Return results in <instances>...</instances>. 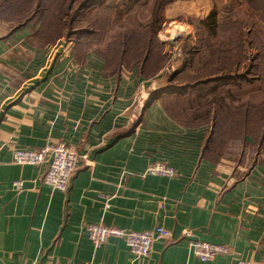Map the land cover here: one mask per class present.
Here are the masks:
<instances>
[{"label": "crops", "instance_id": "0c3cea01", "mask_svg": "<svg viewBox=\"0 0 264 264\" xmlns=\"http://www.w3.org/2000/svg\"><path fill=\"white\" fill-rule=\"evenodd\" d=\"M191 1L175 7L206 17L215 5ZM21 29L0 31V264H264V136L249 164L231 158L215 150L214 121L170 115L169 96H147L139 70H107L93 53L51 45L36 20ZM59 140L80 155L65 191L43 181L46 164L13 161L16 147ZM154 161L176 175L146 173ZM89 223L161 225L175 241L158 238L137 257L121 238L94 246ZM187 230L231 254L200 260Z\"/></svg>", "mask_w": 264, "mask_h": 264}, {"label": "rangeland", "instance_id": "374dc122", "mask_svg": "<svg viewBox=\"0 0 264 264\" xmlns=\"http://www.w3.org/2000/svg\"><path fill=\"white\" fill-rule=\"evenodd\" d=\"M209 1L212 25L210 14L175 7L191 0H92L80 9H66L68 0H0V31L21 37L20 24L38 10L43 40L93 53L107 70L134 67L152 85L147 96H169L173 117L202 113L209 123L216 110L215 150L249 164L264 135V0Z\"/></svg>", "mask_w": 264, "mask_h": 264}, {"label": "built area", "instance_id": "2783aa9c", "mask_svg": "<svg viewBox=\"0 0 264 264\" xmlns=\"http://www.w3.org/2000/svg\"><path fill=\"white\" fill-rule=\"evenodd\" d=\"M79 156L76 147L63 140L46 142L43 146L36 148L13 149V161L18 164H46L43 181L51 188L60 191L67 189ZM145 172L166 177L176 175L175 168L163 161L149 163ZM12 184L17 190L22 188V180H14ZM85 230L94 246H99L110 237L121 238L129 251L137 257L147 256L153 241L158 238L175 241L172 231L161 225L146 230H130L102 223H89L85 226ZM184 235L187 238L188 249L200 260H210L217 255L231 254L229 246L224 243L196 238L189 230L185 231ZM228 264H253V262L250 259L230 257Z\"/></svg>", "mask_w": 264, "mask_h": 264}, {"label": "trees", "instance_id": "16d2710c", "mask_svg": "<svg viewBox=\"0 0 264 264\" xmlns=\"http://www.w3.org/2000/svg\"><path fill=\"white\" fill-rule=\"evenodd\" d=\"M45 0H39V2H40V5H42L43 4V2H44ZM62 1V0H61ZM90 1H92V0H68V4H67V6H66V9H71V8H74V9H80V8H82V7H84L87 3H89ZM42 7V9H43V6H41ZM38 13V10H35L31 15H29V16H27L24 20V22L23 23H21L20 25H22V24H27V23H29L30 21H32V20H34V18H36V14ZM209 18L208 19H210V21H209V24L210 25H212V23H214V24H216V19H215V17H214V13H211L209 16H208ZM20 25H16L15 27H18V26H20ZM14 27V28H15ZM13 28V29H14ZM42 30V29H41ZM40 30V31H41ZM81 41H80V39L79 38H77V45L80 43ZM74 48H76L75 46H73V49ZM78 50V49H77ZM82 52V51H81ZM174 95H177V94H174ZM179 95H181V94H179ZM179 97V96H178ZM203 113H205V114H207L208 115V113H210V111H208V110H205ZM205 114L203 115V117H205ZM212 115H213V117H215V119H213L212 120V122L214 121L215 123H214V125L215 126H213V128H212V132L211 133H213V135H214V129L218 126L217 124H216V117L218 116V114L216 113V110H214V111H212ZM208 116H210V115H208ZM201 117H202V113H200L198 116H197V118H195V119H201ZM215 135H216V133H215ZM219 135V134H218ZM217 136V135H216ZM262 136H264V135H262Z\"/></svg>", "mask_w": 264, "mask_h": 264}]
</instances>
